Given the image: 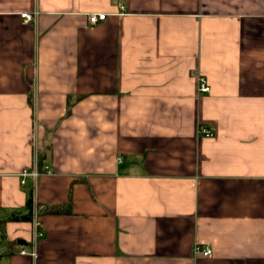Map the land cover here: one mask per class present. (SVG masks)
I'll return each instance as SVG.
<instances>
[{
	"label": "crops",
	"instance_id": "obj_1",
	"mask_svg": "<svg viewBox=\"0 0 264 264\" xmlns=\"http://www.w3.org/2000/svg\"><path fill=\"white\" fill-rule=\"evenodd\" d=\"M0 264H264V0H0Z\"/></svg>",
	"mask_w": 264,
	"mask_h": 264
},
{
	"label": "built area",
	"instance_id": "obj_2",
	"mask_svg": "<svg viewBox=\"0 0 264 264\" xmlns=\"http://www.w3.org/2000/svg\"><path fill=\"white\" fill-rule=\"evenodd\" d=\"M120 7L122 10L125 9V6L123 4H120ZM26 21H31L33 19L32 14L29 13H24L22 15ZM108 14L105 12H94L89 15V20L92 24H96L100 21H104L107 18ZM210 85L209 81L206 76L204 75H199L198 76V91L200 94H205L210 92ZM203 133H206L207 135H213L212 130L208 128H202L200 130ZM50 169L48 166H45L44 171H41L38 165V156H36V162L34 167L32 168H25L22 170L20 173V176L22 178V184L26 185L27 183V178L31 177L33 179V186L34 188L37 186L38 180L40 176L44 173H50ZM33 197V195H32ZM42 209V206L38 204L34 199H33V225H34V242H36L38 239L42 238L45 236V231L40 219V211ZM20 253L22 255H30L33 257L37 256L36 251H29L26 248L21 249ZM194 256H205V257H212L213 256V249L209 246H204L202 244H195L194 249H193Z\"/></svg>",
	"mask_w": 264,
	"mask_h": 264
},
{
	"label": "trees",
	"instance_id": "obj_3",
	"mask_svg": "<svg viewBox=\"0 0 264 264\" xmlns=\"http://www.w3.org/2000/svg\"><path fill=\"white\" fill-rule=\"evenodd\" d=\"M40 164H42L43 162V158L40 157V160H39ZM40 206H42V209L40 211V214H43L45 212H52V213H58L60 212V207L59 206H43L40 204ZM28 208H29V213L27 215H24V216H13L12 219H15V220H28V221H32L33 220V197H32V194L30 196V199L28 201Z\"/></svg>",
	"mask_w": 264,
	"mask_h": 264
}]
</instances>
